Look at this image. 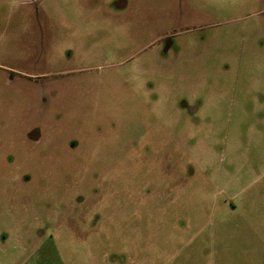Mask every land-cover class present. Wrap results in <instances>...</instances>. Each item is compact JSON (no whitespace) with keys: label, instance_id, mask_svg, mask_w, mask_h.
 <instances>
[{"label":"rangeland","instance_id":"1","mask_svg":"<svg viewBox=\"0 0 264 264\" xmlns=\"http://www.w3.org/2000/svg\"><path fill=\"white\" fill-rule=\"evenodd\" d=\"M0 264H264V0H0Z\"/></svg>","mask_w":264,"mask_h":264},{"label":"flooded vegetation","instance_id":"2","mask_svg":"<svg viewBox=\"0 0 264 264\" xmlns=\"http://www.w3.org/2000/svg\"><path fill=\"white\" fill-rule=\"evenodd\" d=\"M116 6H119L121 8H125L127 6V3L126 2H123V1H120V2H117L115 3ZM166 42V45H165V48H164V55L165 56H169V53H171L172 51V48H173V43L167 39L165 40ZM28 139L30 140L31 143L33 144H37L40 140V136H39V133H38V130L37 129H34L32 130L29 134H28Z\"/></svg>","mask_w":264,"mask_h":264},{"label":"crops","instance_id":"3","mask_svg":"<svg viewBox=\"0 0 264 264\" xmlns=\"http://www.w3.org/2000/svg\"><path fill=\"white\" fill-rule=\"evenodd\" d=\"M87 1V0H86ZM91 1H94V0H91Z\"/></svg>","mask_w":264,"mask_h":264}]
</instances>
